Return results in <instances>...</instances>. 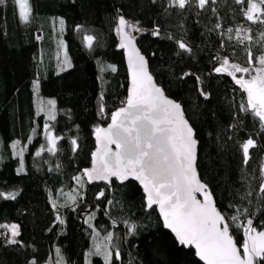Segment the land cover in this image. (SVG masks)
<instances>
[{
    "label": "trees",
    "instance_id": "1",
    "mask_svg": "<svg viewBox=\"0 0 264 264\" xmlns=\"http://www.w3.org/2000/svg\"><path fill=\"white\" fill-rule=\"evenodd\" d=\"M30 6V21L24 23L13 0L0 4V192L17 194L14 200L0 198V225L16 224L19 229L18 243L9 244L10 232L0 228V234L7 233L0 235V264H47L56 249L67 264H104L102 256L89 252L94 240L108 233L115 246L110 249L112 264H203L164 229L156 209H146L138 184L89 185L83 176L92 165L95 129L107 127L111 113L123 107L128 96L125 57L116 32L120 16L140 27L135 38L149 72L166 96L181 105L193 128L198 173L217 209L227 219L237 208H247L241 223L251 218L258 231L264 230V199L258 191L264 129L251 112L241 111L247 94L231 76L214 71L220 66L217 57L248 66L246 49L254 60L264 51V25L246 19L247 5L215 0L201 9L193 0L181 10L169 0H30ZM59 18L64 21L62 29L54 24L61 31L59 40L51 36L47 41ZM157 28L160 34L155 36ZM237 29L252 39L241 43ZM86 35L94 37L91 49ZM179 42L191 52L180 49ZM37 81L39 94L56 102L54 121L37 113ZM45 124L53 135L63 137L55 153L46 150ZM249 138L256 147L245 165L241 146ZM73 139L78 148L72 146ZM17 141L24 149V172L18 171L20 157L12 148ZM42 147L45 151L37 157ZM75 176L82 177V187ZM249 186L252 195L241 199ZM69 193L76 196L75 203ZM130 224L136 225L135 232L129 231ZM230 232L239 247L242 227L230 223Z\"/></svg>",
    "mask_w": 264,
    "mask_h": 264
},
{
    "label": "snow or ice",
    "instance_id": "2",
    "mask_svg": "<svg viewBox=\"0 0 264 264\" xmlns=\"http://www.w3.org/2000/svg\"><path fill=\"white\" fill-rule=\"evenodd\" d=\"M6 0H0V4ZM19 8V17L24 23H28L32 10L30 0H13ZM193 0H169L171 6L185 9ZM199 8L204 9L215 3V0H196ZM235 3L247 5L243 15L253 24L264 25V0H235ZM61 29L64 21H59ZM216 27H220L217 24ZM139 32L141 29L130 24L123 16L118 18L117 34L120 36L119 47L126 49L128 53V65L131 70V88L123 107L111 113V123L107 127L95 129L98 147L92 154V167L85 169L83 176L88 181L104 180L111 182L116 177L121 182L130 177L143 186L146 193V207L152 209L155 205L163 220L165 228L170 229L176 236L179 244L195 249V254L203 264H264V230H257L253 226L251 218L241 223L240 216L246 215L247 208H237L235 214L226 219L216 207V202L207 185L199 178L196 169L197 145L195 132L188 120L185 119L181 105L168 99L161 88L157 87L152 75L148 71L147 61L135 47V37L125 29ZM229 33L233 30L227 29ZM251 32V29L245 30ZM158 36L159 29L152 32ZM264 38V32L261 33ZM231 39V37H229ZM236 39L241 43L251 40L248 34L241 35V30H236ZM94 37L86 35L84 41L88 48H92ZM179 48L187 52L191 49L184 42H179ZM264 48V44H262ZM247 51V65L230 63L227 57L219 61L220 66L215 67L216 73H226L231 76L240 89L247 94L246 105L241 104V111L251 112L254 118L260 121L261 129H264V51L253 58L251 49ZM70 67V63L65 60ZM258 65V66H257ZM111 71H116L114 66H108ZM242 74L237 78V74ZM247 76L248 78H244ZM37 92L39 82L35 83ZM202 95L207 96L206 93ZM49 106L47 117L49 121L56 120L55 101L41 100L38 106L44 111V104ZM104 112L103 106L100 108ZM50 125L45 124L44 131L48 138V152L57 151L58 140L63 137L55 136L50 131ZM72 146L78 148L77 141H71ZM19 141L12 145L16 149ZM113 145L115 150H113ZM243 163L248 164L250 149L256 147V141L247 139L242 144ZM45 151L42 147L35 153L37 157ZM23 152L20 149L16 155L20 157L19 172H24ZM77 184L83 186L81 176L74 177ZM259 194L264 199V168L261 169V182ZM16 193L0 192V198L14 200ZM103 196L104 193L99 194ZM198 195L201 198H198ZM252 195L251 186L241 197L247 199ZM68 198L75 203L76 196L71 193ZM251 203V201H248ZM53 208L57 205L54 202ZM234 207V206H232ZM89 221L93 219L88 217ZM59 223L64 221L57 216ZM231 224H240L243 229L244 239L240 246L230 232ZM91 226V225H90ZM10 232L7 242L17 244L15 239L19 235L18 225H0ZM130 232H135L136 225H128ZM7 235V233L0 234ZM99 237V233L96 234ZM113 237L108 233L103 237V242H94L95 254L103 256L104 264H112L113 251L111 244ZM57 264H63L60 250L56 249ZM116 259L120 258V252L115 250ZM32 264H36L35 261Z\"/></svg>",
    "mask_w": 264,
    "mask_h": 264
},
{
    "label": "rangeland",
    "instance_id": "3",
    "mask_svg": "<svg viewBox=\"0 0 264 264\" xmlns=\"http://www.w3.org/2000/svg\"><path fill=\"white\" fill-rule=\"evenodd\" d=\"M55 20V22L53 23V28L51 29V32H47V35H46V37H47V41H49V40H51V36H54L55 38H56V40L58 41L59 40V38H60V34H61V31L59 30V29H57L56 27H55V23L56 22H58L59 23V21L61 20L60 18H59V20L58 19H54ZM127 20V19H126ZM130 24H135V25H137L136 23H134V22H132L131 20H127ZM138 26V25H137ZM139 27V26H138ZM56 28V29H55ZM140 28V27H139ZM126 31H129L130 32V34L132 35V36H134V37H136L137 35H138V33L140 32H132L131 31V29H125ZM38 36L40 37V34H38ZM120 37V36H119ZM33 89H34V102H35V107H36V110H37V113L38 114H44L45 116H46V118L48 119V117H47V113H48V110H49V106H47V104L45 103L44 104V111L43 112H41L40 111V109H39V106H38V102L39 101H41V100H43V101H45V102H47L48 100H53L52 98H49V97H42L40 94H39V91L37 92V90H36V88H35V85H34V87H33ZM55 113H56V108H55ZM52 133V132H51ZM45 137L47 138V136H46V134H45ZM47 141H48V138H47ZM48 144H49V142H48ZM50 146V145H49ZM21 149V147L20 146H18L16 149H14L16 152H18L19 150ZM199 198H201V197H199ZM6 225H13V224H6ZM16 225V224H15ZM5 230H7L6 228H4ZM19 230V229H18ZM8 231V230H7ZM94 242H103V239H99V238H96L95 240H94ZM60 250V249H59ZM90 252H93V253H95V247H94V243H93V246H92V248H91V250H90ZM89 252V253H90ZM93 255H95V254H93ZM93 255H91V256H93ZM60 256L63 258V264H67L66 263V261H65V259H64V257H63V255H62V253H61V251H60ZM103 257V256H102ZM88 263H90V259H88ZM47 264H57V256H56V251H55V253H54V255L52 256V258L49 260V262L47 263Z\"/></svg>",
    "mask_w": 264,
    "mask_h": 264
},
{
    "label": "water",
    "instance_id": "4",
    "mask_svg": "<svg viewBox=\"0 0 264 264\" xmlns=\"http://www.w3.org/2000/svg\"><path fill=\"white\" fill-rule=\"evenodd\" d=\"M135 47L137 48V49H139V52H140V54L145 58V60L147 61V59H146V57L143 55V53L141 52V50H140V48L138 47V44H137V42H136V38H135ZM122 50H123V53H124V57H125V63H126V68H127V74H128V94H129V91H130V88H131V70H130V68H129V65H128V53H127V50L126 49H123L122 48ZM147 67H148V61H147ZM148 71H149V68H148ZM150 73V72H149ZM151 74V73H150ZM153 77V76H152ZM153 81H154V83L156 84V86L157 87H159L158 85H157V83H156V81H155V79L153 78ZM160 88V87H159ZM164 95L166 96V94L164 93ZM167 97V96H166ZM168 98V97H167ZM168 99H170V98H168ZM185 116V115H184ZM185 119H186V117H185ZM111 123V122H110ZM97 147H98V144H97V141H96V149H97ZM96 149H95V151H96ZM113 150H115V146L113 145ZM197 156H198V145H197ZM91 167H92V165H91ZM90 167V168H91ZM89 169V168H88ZM196 169H197V160H196ZM197 172H198V169H197ZM199 174V173H198ZM85 178V180H86V182L89 184V185H95V184H105V185H111V183L113 182V181H116L119 185H123V184H125V183H128V182H134V183H136V184H138V186L141 188V190H142V192H143V195H144V197H145V204H146V193L144 192V189H143V186L139 183V181H136V180H134L133 178H129L128 180H125V181H123V182H121L120 180H118L116 177H112L111 178V182L109 183V182H107V181H104V180H94V181H88L87 180V178L86 177H84ZM199 178H200V176H199ZM200 196L198 195V198H199ZM146 209L149 211V210H152V209H156V211H157V213H158V216H159V218H160V220H161V222H162V224H163V220H162V217H161V215H160V213H159V210H158V208L154 205L153 206V208L152 209H148L147 207H146ZM164 226V225H163ZM164 229L166 230V231H168L174 238H175V240H176V242L179 244V242H178V240H177V238H176V236H175V234L170 230V229H168V228H165L164 227ZM180 246H184V245H181V244H179ZM185 247V246H184ZM185 248H189V247H185ZM194 252H195V249H193V248H191ZM195 256H196V258L198 259V260H200L199 259V257L195 254ZM201 261V260H200ZM202 263H203V261H201Z\"/></svg>",
    "mask_w": 264,
    "mask_h": 264
}]
</instances>
